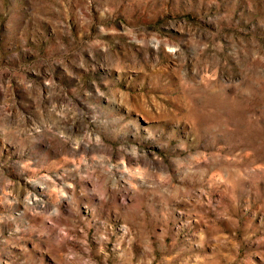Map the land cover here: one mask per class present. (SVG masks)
Masks as SVG:
<instances>
[{
  "label": "rangeland",
  "instance_id": "rangeland-1",
  "mask_svg": "<svg viewBox=\"0 0 264 264\" xmlns=\"http://www.w3.org/2000/svg\"><path fill=\"white\" fill-rule=\"evenodd\" d=\"M0 264H264V0H0Z\"/></svg>",
  "mask_w": 264,
  "mask_h": 264
}]
</instances>
